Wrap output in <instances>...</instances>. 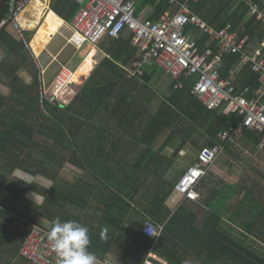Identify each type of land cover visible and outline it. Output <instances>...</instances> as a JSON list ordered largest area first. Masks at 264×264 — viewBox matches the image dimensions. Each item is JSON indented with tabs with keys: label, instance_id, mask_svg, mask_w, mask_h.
<instances>
[{
	"label": "trees",
	"instance_id": "16d2710c",
	"mask_svg": "<svg viewBox=\"0 0 264 264\" xmlns=\"http://www.w3.org/2000/svg\"><path fill=\"white\" fill-rule=\"evenodd\" d=\"M134 1L140 15L154 2H159L163 14L171 0ZM65 4L69 15L56 6L53 9L70 22L79 7L71 0ZM241 4L240 8H245L244 20L248 8L244 2ZM5 14L7 8L4 17ZM249 21L248 26L254 29L246 33L263 41L261 23L256 17ZM7 29L0 30V39H12V44L1 66L9 70L10 78L27 62L15 49L23 46L22 41ZM132 42L133 38L113 39L108 57L99 61L86 82L82 86L71 85L74 92L67 96L69 102L50 103L47 113L38 106L37 83L26 89L23 99L27 101L15 99L20 106L6 103L8 98L0 95V264H32L20 254L28 233L20 224L36 223L50 231L56 218L62 222L76 220L88 227L89 250L100 259L115 253L124 260L123 264H129L142 260L134 248L141 246L147 254L155 246L153 250L172 264L171 254L164 253L174 243L201 250H217L220 245L231 264H264V212H253L242 220L233 217L232 222L240 221L238 226L243 230L242 237L234 238L224 231V222L216 211L202 223L199 214L187 205L172 214L167 203L178 180L172 183L168 176L187 144L192 142L198 147L196 139L206 136L208 146H213L222 131L239 125L242 118L206 110L192 94L195 82L186 83L182 90H172L163 98L161 108L151 114L153 98L159 94L153 86L159 68L154 65L143 75L131 76L133 64L141 60L139 49ZM226 59L234 65L240 56L229 55ZM246 69L244 86H249L253 96L259 79L251 72L250 64ZM73 75L69 74V78ZM10 82L14 85L15 79ZM245 88L237 90L242 92ZM246 134L253 147L262 140V135L255 132ZM161 137H165L162 143ZM177 139L181 140L178 146L174 144ZM169 148H173L172 155L167 152ZM67 165L84 174L75 184L60 178ZM17 169L36 179L49 180L52 186L34 183L27 188L15 187L9 177ZM29 190L44 198L41 205L26 198ZM142 199L147 207L140 212ZM148 216L156 223H166L154 246L153 240L142 233ZM44 221L50 226L42 224Z\"/></svg>",
	"mask_w": 264,
	"mask_h": 264
},
{
	"label": "built area",
	"instance_id": "2783aa9c",
	"mask_svg": "<svg viewBox=\"0 0 264 264\" xmlns=\"http://www.w3.org/2000/svg\"><path fill=\"white\" fill-rule=\"evenodd\" d=\"M33 0H8L7 15L0 24V30L11 26L20 39L27 45L20 16ZM80 8L72 20L73 34L71 42L76 47L84 45L97 46L106 38H119L125 29L133 33V43L139 49L141 60L136 63V71L131 74L142 75L144 64H153L165 69L174 78L182 75L196 78L193 94L207 110L225 108L229 114L241 117L237 126H230L219 135L220 142L203 147L196 160L187 168L177 181L170 198L176 208L185 201H198L197 187L208 169L225 150L226 145L241 132L250 131L262 135L260 148H264V56L260 49L250 53L247 50L248 36L239 38L233 31L232 24L215 30L193 14L187 3L180 5L174 15H165L158 20L137 16L133 0H75ZM174 3V0L170 1ZM248 13L260 21L264 31V8L256 0H243ZM194 26L200 31L215 36L219 51L210 49L202 51L198 41L186 34L187 26ZM240 54L244 63H249L252 72L257 74L259 88L250 96V89L238 92L237 87L221 76V66L226 54ZM37 69L38 106L47 113L48 104L67 101L70 95L69 72L57 76L49 87L45 69L34 56ZM225 106V107H224ZM164 225H156L146 220L142 227L145 237L153 240V246L160 240ZM49 230L40 225H31L20 254L32 264H59L56 253L48 240ZM96 264H123L113 256L103 259L96 257ZM142 264H154L150 258Z\"/></svg>",
	"mask_w": 264,
	"mask_h": 264
},
{
	"label": "crops",
	"instance_id": "0c3cea01",
	"mask_svg": "<svg viewBox=\"0 0 264 264\" xmlns=\"http://www.w3.org/2000/svg\"><path fill=\"white\" fill-rule=\"evenodd\" d=\"M65 1L66 0H33L28 4V6L26 7V9L24 10V12L22 13L19 19L22 28L24 30L25 38L28 42L27 45L23 42L22 39H20L16 30L13 27L8 26L7 30L9 31L10 35L22 41L23 46L21 45L19 48L18 46H15V49H19L18 52L21 54L22 57L26 58V62H27L26 65L23 66V68H21V70L14 72L13 75L10 76V78L13 77L15 79V83H18L21 89L22 87H24V89H28L29 87H31V85H35L37 83L36 80L37 69L34 63V56L37 57V61L40 62L42 67L45 69L46 81L48 86L51 87L54 84L57 76H59L62 72L68 71L70 74L74 73L75 75V73L79 71L83 63L87 60L88 56L94 51L93 69L91 70L90 74L87 77L85 76L86 79H88L91 73L94 71V69L98 66L99 61L104 57H108L109 49L111 46L110 43L113 39H119L121 37L125 39L133 38V33L130 30L125 29L119 38H106L99 45L94 47L90 45H84L82 48L76 47L71 42V37L73 34V29L71 26L72 21L68 22L60 15H58L53 9L56 6L64 13L68 14L67 12L69 8L68 9L66 8ZM174 1H175L174 3L170 2L166 6L167 9L163 14L160 12V7L158 4L159 2L158 3L154 2L148 4L143 9L142 13L137 16L140 18H152L154 20H158L165 15H174L179 10L181 4L187 3L193 14L197 15L199 18L205 21L208 24V26H210L215 30L224 28L227 24H232L233 31L238 35L239 38L248 36L249 40L247 43V50L250 53H252L254 50L260 49L264 56V40L261 41L258 38V36L251 37L250 33H246L247 30L249 29L253 30L254 28L252 27V25L251 27L248 26L250 23L249 20L252 19V16L249 13H247V15L245 16L246 18L244 20L242 18L243 15H245V8L242 7L240 8V6L242 5L241 3H243V0H185V1L174 0ZM260 1L261 2L258 3L261 5V7L264 8V0H260ZM71 2L78 5V7L80 8V4L78 2H76L75 0H71ZM134 2L136 4V1ZM197 6L198 7L200 6L201 10H199ZM78 10L76 11V13L78 12ZM5 17L3 16V19ZM188 28H190V32H187ZM185 32L186 34L193 36L198 41V45L199 47L201 46L200 49L202 51L207 49H210L215 53L219 51V44L214 35L204 33L191 25L185 28ZM244 33L245 36L242 37L241 35ZM6 39L5 40L0 39V77L1 78L3 76L5 77L4 81H0V87L3 86V88L7 87L5 83L9 82L10 79L8 76L9 70L7 69L4 70L2 69L4 68V66L3 67L1 66V63L7 58L8 56L7 54L10 52L9 45L12 44V39L9 38L7 40ZM133 42L132 45L136 47ZM229 55H233V56L239 55L240 56L239 62L233 65L232 62L226 59V57ZM139 57H140V53H139ZM77 58H79L80 61L78 62V64H75L74 61ZM136 63L133 64L134 70L132 71V73L136 71V67H135ZM248 65H249L248 63H244L242 61V57L240 54L228 53L225 55L224 61L221 66V76L223 79L231 81L237 87V89L238 88L241 89L244 87H247L245 89H250L249 86H244L245 85L244 77L247 74L246 66ZM153 66H154L153 64H144L142 69L143 73L152 69ZM157 67L159 69L153 80L154 89H155V84L160 83L162 79H166L167 81L165 82V84H168V90L166 92L164 91L161 92V90L157 91L159 93L157 94V96L162 100V103H163V98H165L166 95L172 93V90L174 91L182 90L186 86V83L196 82L195 77L182 75L179 78H174L162 67L159 66ZM72 78L70 80L73 81ZM74 84L77 83L74 82ZM8 88L7 91L5 92V94L7 95H4L6 97L8 96V94H10L11 90L12 92L14 91L21 92L18 88L14 89L11 86ZM73 92L74 90L70 86V90L68 94L71 95L73 94ZM0 95H3V92L1 90H0ZM23 97L22 96L19 97L20 101L28 100V99H23ZM20 101H14L13 105L20 106ZM196 101L199 102L205 108V106L198 100V98L196 99ZM219 110L222 111L224 115L230 114L226 112L225 108H221ZM246 132H250V131L241 132L231 142H229L226 145L225 150L222 152V154L216 159V161L208 169L206 176L202 178V180L200 181L197 187V192L199 193L200 196L198 201H185L180 204V206L185 204L194 213H198L200 216L199 219L201 220L202 223L205 222V220H207L210 217L211 213L213 214V212L216 211L217 213H219L222 221L224 222L223 224L224 231L233 235L234 238L240 236L242 237L243 235L242 228L238 226L240 223V221L238 220L248 218L250 214L253 212H256L255 214H259V212L262 213L264 212V183L262 179L258 180V178H254L253 180H251V183H249L247 175L245 174V176L242 177L243 171L240 172L241 170L239 169V167L236 164H234L235 162L234 158L237 156L235 154L237 153V151H235L234 145L241 138L243 141H245L247 147L251 148V151L255 152L256 154L264 153V148L263 149L260 148L261 141L256 147L251 146L249 142L251 138L249 137L248 134H246ZM163 140L164 137H161V143ZM196 140L198 141V143L204 141L205 143L204 147L208 146L207 144L208 138L206 136L205 138L204 136L199 137ZM176 141L177 142L174 143L176 146L181 144V140L177 139ZM189 144H187V146ZM187 146L184 148V150L187 148ZM169 149H173V148H169ZM169 149H167V152H169L168 151ZM184 150H182V152ZM246 151L248 152V150ZM180 158L178 159V161L180 160ZM251 166L249 165V167ZM65 168L63 170H65ZM251 168L257 175H259L264 179V175L261 173L260 170L253 167ZM234 170H236V172H233ZM238 172H240V175L238 174ZM244 172L246 171L244 170ZM27 175H29L31 179L28 180ZM231 176H234L233 177L234 179L229 180ZM32 177L33 176H31L30 174L17 169L9 177V182L11 183V185L18 187L20 186L19 184L23 185L24 183L30 184L31 182H33ZM224 177H226V179ZM179 178L177 179L179 180ZM234 188L235 190H233ZM244 192H246V194ZM172 195L171 197H173ZM10 196L13 197V194H10ZM244 196L245 198H248L245 203H243L244 200H242ZM26 198L28 200L30 199L29 197ZM170 198L168 199L167 203L172 211V214H174L175 211L180 206H178L177 208L173 206ZM233 217H236L238 219L237 223L232 222ZM148 219L153 221L156 225L166 226V223H156L150 216L147 217V220ZM122 222H123L122 225L124 226L125 222L124 221ZM154 247H152L147 254H145L144 248L141 246L134 248L135 251L142 256V260L139 262V264H142L143 261L147 258H150L154 264H169V261L166 258V256H162L156 253L153 250ZM224 249H225L224 247L221 249L220 245H218L217 250L209 249L207 247L201 250L199 247L195 248L189 244L174 245L173 243L170 245L167 253L164 254H167V256H170L171 254L173 258L172 264H231L230 261L231 258L224 256L223 253ZM214 255L216 256V258H214L215 257ZM108 256H113L114 258L120 260L119 256L116 255L115 253H110L108 254ZM121 262L123 263L124 260L122 259Z\"/></svg>",
	"mask_w": 264,
	"mask_h": 264
},
{
	"label": "rangeland",
	"instance_id": "374dc122",
	"mask_svg": "<svg viewBox=\"0 0 264 264\" xmlns=\"http://www.w3.org/2000/svg\"><path fill=\"white\" fill-rule=\"evenodd\" d=\"M78 61L79 60L77 58V59H75L74 63L78 64ZM12 78L9 79V82L5 83L7 85L6 88H3V86L0 87V90L3 92V95H7V94H5V92L7 91V88L9 87V85L14 89L18 88L21 91V92L14 93L11 90L10 94H8V96H7L8 99L6 100V103L9 102L11 104H13L14 101H16L15 99H19V97H21V96L23 97L24 94H26V89H24V87H22V89H21L18 83H14V85L13 84L11 85L10 81ZM4 80H5L4 76L2 78L0 77V81H4ZM86 80H87L86 77H82L80 80L81 82L77 83V84L82 86L86 82ZM166 81H167L166 79H162V81L160 83L155 84V90L156 91L161 90V92H163V91L166 92L168 90V84H165ZM153 99H154V102H153V105L151 106V114L152 113L155 114L160 109V106L162 103V100L157 95L154 96ZM0 101H1V98H0ZM68 102H69V100L67 99L66 103H68ZM15 106H18V105H15ZM4 110H6V109H4ZM37 140H40V136H38ZM204 145H205V143H204V141H202L201 143H199V147H195L193 145V143L191 142L187 146V148L180 154L181 158L176 163V167H175L174 171L168 176V180L171 181L172 183H174L177 180L178 176L182 172L184 173L187 170V168L194 162V160L197 158V155H198L201 147L202 146L204 147ZM234 149H235V151H237V153H235L237 156L234 158V160H235L234 164H236L239 167V169L241 170V171L239 170L240 172L243 171L242 177L245 176V174H246L249 183H251V180H253L254 178H258V180L262 179V181L264 183V179L262 177H260L259 175H257L251 168V167H253V168L260 170L261 173L264 175V153L256 154L255 152L251 151V148L247 147L245 141H243L242 138L239 139L238 142L234 145ZM246 150H248V152ZM168 151H169L168 152L169 155H171L173 153V149H169ZM249 165L250 166L252 165V166L249 167ZM244 170L246 172H244ZM233 172H236V170H234ZM240 172H238L239 175H240ZM82 175H84L83 172H81L80 170H78V169H76L70 165H67L65 170L61 171L60 178L64 181L70 183V184H75L78 182V180L80 179V177ZM233 177L234 176H231L229 178V180L234 179ZM224 178L226 179V177H224ZM27 179L28 180L31 179L29 177V175H27ZM32 181L33 182H31L30 184L29 183L26 184V183L22 182L24 184L23 185L19 184V185L23 188H27V187H29V185L34 184V183H40L41 185L52 186L51 181L46 180L44 178L36 179V178L32 177ZM233 190H235V188ZM244 193L246 194V192H244ZM26 197H29L30 198L29 200L33 201L34 203H36L38 205H41L44 201L43 197H41L40 195H38L36 192H33V191H29ZM247 199L248 198H245V196H244L242 198V200H244L243 203H245ZM238 203H241V202H238ZM145 207H147V205H145V200L144 199L140 200V205H139L140 212H143ZM68 209L74 211V209H72L70 207ZM42 224L50 226L49 223H46L45 221L42 222ZM20 225H21L20 228L25 232L26 231L28 232L31 228V225H28L25 223H21ZM6 257H7V255H6ZM132 259L133 258H131V260ZM139 261H140V259H135L131 264H139Z\"/></svg>",
	"mask_w": 264,
	"mask_h": 264
},
{
	"label": "clouds",
	"instance_id": "9594fccd",
	"mask_svg": "<svg viewBox=\"0 0 264 264\" xmlns=\"http://www.w3.org/2000/svg\"><path fill=\"white\" fill-rule=\"evenodd\" d=\"M48 240L56 253L59 264H96V257L90 248L88 227L76 220L53 221Z\"/></svg>",
	"mask_w": 264,
	"mask_h": 264
},
{
	"label": "bare ground",
	"instance_id": "6f19581e",
	"mask_svg": "<svg viewBox=\"0 0 264 264\" xmlns=\"http://www.w3.org/2000/svg\"><path fill=\"white\" fill-rule=\"evenodd\" d=\"M93 53L94 51L88 56L87 60L83 63L79 71L73 76L72 79L74 82L80 83L81 77H87L90 74L91 70L93 69Z\"/></svg>",
	"mask_w": 264,
	"mask_h": 264
},
{
	"label": "water",
	"instance_id": "95a60500",
	"mask_svg": "<svg viewBox=\"0 0 264 264\" xmlns=\"http://www.w3.org/2000/svg\"><path fill=\"white\" fill-rule=\"evenodd\" d=\"M8 0H0V24L2 22L5 10H6V5H7ZM32 225H38L36 223H33Z\"/></svg>",
	"mask_w": 264,
	"mask_h": 264
}]
</instances>
